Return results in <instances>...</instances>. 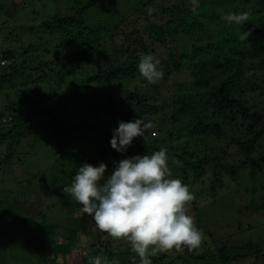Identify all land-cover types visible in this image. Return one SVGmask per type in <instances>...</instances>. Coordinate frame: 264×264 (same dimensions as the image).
Masks as SVG:
<instances>
[{
  "label": "trees",
  "instance_id": "16d2710c",
  "mask_svg": "<svg viewBox=\"0 0 264 264\" xmlns=\"http://www.w3.org/2000/svg\"><path fill=\"white\" fill-rule=\"evenodd\" d=\"M30 4L0 2V165L16 164L43 138L53 157L48 173L33 175V190L61 201L84 163H104L107 176L123 159L166 148L171 178L189 190L207 185L212 198L226 181L247 180L244 210L264 218V0H199L196 11L191 0H71L67 14L39 23L22 14ZM229 11L249 12L248 21L228 25ZM147 54L164 72L154 84L138 72ZM95 83L100 91H88ZM139 118L153 126L117 153L113 129ZM201 192H191L195 203ZM41 198L0 203V264H91L97 255L139 264L125 240L82 248L84 237L105 233L89 216L49 223ZM237 206L238 228L229 222L223 244L158 252L152 264H264V239L241 238L254 229L241 230L251 217Z\"/></svg>",
  "mask_w": 264,
  "mask_h": 264
},
{
  "label": "clouds",
  "instance_id": "9594fccd",
  "mask_svg": "<svg viewBox=\"0 0 264 264\" xmlns=\"http://www.w3.org/2000/svg\"><path fill=\"white\" fill-rule=\"evenodd\" d=\"M192 10L199 8V0H191ZM249 12L229 11L221 18L228 25H243ZM248 33L239 36L244 40ZM160 61L152 54L141 55L137 65L143 79L154 84L164 77ZM153 125L142 118L120 121L113 129L110 146L117 153L125 152L137 137L144 138L145 130ZM179 163V162H177ZM107 165L84 163L74 175L63 194L78 205L95 227L115 240H125L139 258V264H152L158 252L186 247L189 251L200 246L202 233L188 214V204L194 199L189 187L179 178H171L167 149L151 155H136L115 164L106 176ZM91 264H119L95 256Z\"/></svg>",
  "mask_w": 264,
  "mask_h": 264
},
{
  "label": "rangeland",
  "instance_id": "374dc122",
  "mask_svg": "<svg viewBox=\"0 0 264 264\" xmlns=\"http://www.w3.org/2000/svg\"><path fill=\"white\" fill-rule=\"evenodd\" d=\"M18 1V0H15ZM71 0H43L36 1L31 0L30 6L28 9L24 10L22 14L26 15L29 19H34V22H41L42 20H47L53 15H63L67 14L70 7L69 3ZM73 1V0H72ZM0 2H8V0H0ZM36 26V23H34ZM38 26V25H37ZM3 27V26H2ZM3 31H5L3 29ZM1 39V37H0ZM101 86L94 84V88L88 91L98 92L100 91ZM22 113L26 117V112ZM19 111V112H21ZM19 116V114H17ZM4 123L3 125H5ZM29 138V137H28ZM43 139V138H42ZM38 140L35 142L33 149L28 152L26 156L20 158L15 164L10 166L0 165V203L5 201L9 197H15L16 203L28 202L31 205H35L38 198H41L38 192L33 190V175L42 171V173H48V167L50 166L49 158L53 157V152L49 151L48 146L44 140ZM31 141L33 139L31 138ZM69 149V148H67ZM235 151L232 149L230 153ZM1 159V156H0ZM234 161V159L232 160ZM231 161V162H232ZM232 163H235L232 162ZM239 184V183H238ZM229 181H226L225 188L218 192L215 198L204 195L208 192V186L204 185L201 188L193 187L190 192L196 193L202 191L200 196L196 197V203L194 199L188 204V214L191 215L194 219L195 226L202 233V241L198 248L195 249V254L203 253L207 249H203V245H207L209 248L216 247L220 244H223L225 240L221 239L227 237L229 234L227 225L229 222H233L235 214H232L230 210L236 212L239 207H242V210H239L244 215H249L250 220L245 219V224L242 226L241 230H244L246 225H252L254 230L251 232H244L241 234V238H252L256 242H262L264 239V218L263 216L255 218V215H250L245 212L244 206L246 205V200L240 198L242 194V189L246 186L248 187L249 183L247 180H241L239 185H230ZM228 186V187H227ZM236 192V193H235ZM34 193V194H33ZM39 202V208H43L42 211L47 220L52 224L65 225L70 220L79 219L87 217L86 214H80L78 205L70 196L65 195V198L61 201H56L54 199H48L46 197L41 198ZM198 208V213L194 212V208ZM5 209L0 206V215ZM30 210L29 208L27 209ZM24 212H20V220L24 219L29 215L26 209H23ZM195 214H197L195 216ZM237 215V214H236ZM253 219V220H252ZM27 221V220H26ZM261 223V224H260ZM261 225V226H260ZM87 226V225H86ZM232 228H238L237 222L232 223ZM57 240H61V235L63 234L62 230H57ZM93 233L95 231L93 230ZM239 236V235H238ZM81 247H88L90 245H104L111 238L107 234H103L101 237H84ZM213 240L216 241L214 244ZM119 240H116L118 242ZM228 244V243H227ZM174 250V249H173ZM160 252L166 254L167 256L171 255V251ZM178 250L175 252L177 253ZM176 256V255H175ZM172 259L176 260V257L172 256ZM167 263V262H166ZM12 264V262H11ZM176 264H181V260H176Z\"/></svg>",
  "mask_w": 264,
  "mask_h": 264
},
{
  "label": "built area",
  "instance_id": "2783aa9c",
  "mask_svg": "<svg viewBox=\"0 0 264 264\" xmlns=\"http://www.w3.org/2000/svg\"><path fill=\"white\" fill-rule=\"evenodd\" d=\"M3 63H5V62H3Z\"/></svg>",
  "mask_w": 264,
  "mask_h": 264
}]
</instances>
